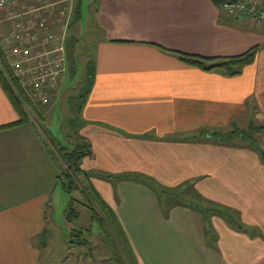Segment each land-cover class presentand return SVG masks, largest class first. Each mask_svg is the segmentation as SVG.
<instances>
[{
	"label": "crops",
	"instance_id": "obj_1",
	"mask_svg": "<svg viewBox=\"0 0 264 264\" xmlns=\"http://www.w3.org/2000/svg\"><path fill=\"white\" fill-rule=\"evenodd\" d=\"M94 3L95 79L80 108L93 155L84 168L120 176L92 181L133 246L132 264H264L262 151L237 137L190 138L252 124L261 127L253 138L264 151V24L214 0ZM254 46V63L232 77L172 52L217 58ZM18 119L0 83V264H42L63 158L54 159L33 124L1 128ZM185 188L236 210L242 230L183 203L173 192Z\"/></svg>",
	"mask_w": 264,
	"mask_h": 264
},
{
	"label": "rangeland",
	"instance_id": "obj_2",
	"mask_svg": "<svg viewBox=\"0 0 264 264\" xmlns=\"http://www.w3.org/2000/svg\"><path fill=\"white\" fill-rule=\"evenodd\" d=\"M32 1L35 0H19L17 4L32 8L33 4H30ZM42 1L44 0L35 1L37 3L39 2L38 5L42 7L41 10L31 12L30 14L37 17L40 26L39 32L42 33V37L44 38L45 35L50 36L51 33H54L55 29L59 30L60 28L58 27L60 25L61 27L62 25L64 26V20H67L66 25H69L74 15L73 11L76 0ZM57 2L58 8L55 9V12H49L52 8L51 3L55 4ZM94 2L95 0H82L81 18L70 30L71 39L74 41L75 37L77 43L72 54L71 52L69 54L68 51L69 59L66 62L67 71L60 72L54 85L48 89V94H46L47 102H41L40 97L34 100L38 108H40L41 113L46 115L44 121H41L40 115L30 110L31 118L34 122L33 125L42 135L48 137L47 140L51 144L50 149L52 150L51 153L54 159L58 162L57 158L63 157V168L61 173L70 170L78 185L77 190H74L71 194L63 191V184L64 182L66 185L68 184V178L63 176L58 180L59 184L52 194L51 205L48 210L49 225L46 230L48 237L41 238L43 241L42 251L45 253L42 256V264H49V261L50 264H132L131 258L126 253L125 248L127 250V248L131 246L133 249V246L132 244H126L128 240H123L122 234L120 235L117 226L111 222L110 224L107 221L104 222L99 217L93 221L91 218V213H93V211L96 210L100 212L101 209L106 212V208H104L103 205H109L104 197H100V199L93 197V189L97 192L98 189L92 181L94 178H100L101 175H108L107 172L99 168H84L85 165H89L85 164V161L87 160L86 158L93 155L92 152H86L78 163L83 171L88 172L87 175L79 173L80 170H78L77 167H73L71 171L72 166H70L69 160L65 159L62 155L65 154L66 151L73 153L75 150L78 152L82 149H87L83 144L88 145L90 143L88 138L82 135L83 124L81 122L82 117L80 108L83 97L80 93L81 91L83 92L82 94L86 92V88L89 84L88 73L94 63L93 42L91 43V38H94L91 34V29L95 22ZM51 11H54V8ZM55 16H60L63 20L54 23L52 18ZM55 24L59 26L54 27ZM59 33L56 35H59ZM51 91L54 93L52 92V94ZM58 101H60V103H58ZM53 106V112H46V110L53 108ZM239 128L248 130L249 126ZM237 134L241 135L243 133L237 130ZM74 172L76 174H74ZM95 174H97V176ZM86 189H89V192L86 193L88 195L91 194L90 196L92 197H83ZM107 192H109L108 189H106V194ZM175 195L180 199H186L188 201L197 200V194H195L192 189L180 193L175 192ZM73 197L79 201L75 203ZM72 205L77 209L78 217L72 222H69L67 215ZM105 214L106 213H104V215ZM126 225L130 228L133 227V224L126 223ZM74 229L83 231L84 236L89 239L88 246L68 247V243L71 239V232ZM51 236L52 238H50ZM137 241L138 240H136V242ZM48 243L49 248L46 247Z\"/></svg>",
	"mask_w": 264,
	"mask_h": 264
},
{
	"label": "trees",
	"instance_id": "obj_3",
	"mask_svg": "<svg viewBox=\"0 0 264 264\" xmlns=\"http://www.w3.org/2000/svg\"><path fill=\"white\" fill-rule=\"evenodd\" d=\"M216 1V3H218L220 6L223 5L226 2L232 1V0H214ZM81 7H82V0H76L75 3V7H74V11H73V17L72 20L70 21L69 25H68V29H67V38H66V44H67V48L69 49V54L71 52H74L75 47H76V43H77V39L74 37V41L71 39L70 37V33H71V29L73 28V26L79 21V19L81 18ZM69 33V34H68ZM260 49V46H254L251 49H249L248 51L242 53V54H238V55H233V56H226V57H217V58H209V57H203V56H199V55H193V54H188V53H184V52H178V51H172L173 53H175L183 62L190 64L192 66L198 67L204 71H217V72H221L223 74H225L226 76L232 77V76H236L239 75L243 72L244 68L252 63H254V61L256 60V56L257 53ZM88 77H89V84L88 87L86 89V92L84 94H82L81 96L84 98L87 93H89L92 84L94 82L95 79V63H93L92 67L90 68V72L88 73ZM0 83L2 85V87L4 88V91L6 92L9 100L11 101L14 109L16 110V112L19 115V119L17 121H15L14 123L2 126L3 127H7V126H13V125H23V124H33L34 122L32 121L31 118V111H34L37 115H40V117L42 118V113L40 111V108H38L37 104L33 101V99L31 97H29V95L27 94V92L24 90V88H22L19 84V82L17 81L7 59L5 58V55L3 53V49L0 45ZM261 129V127H257L254 128L253 125L251 124L249 126L248 130H242L241 128H235L231 131L228 132H222V131H215V132H204L201 133L199 135H193L192 139H200L202 137H206V136H210V137H215L217 140H231V139H235V137H237L243 144H247L250 146H255L257 150H259L260 152L262 151L263 157H264V151L260 149L259 144H257V142L254 140L253 138V134L255 133L256 130ZM237 130L238 131H242L243 134L239 135L237 134ZM248 131V132H246ZM83 146L87 149H82L80 151H76L73 153H69L68 151L65 152V154H62L64 156L65 159L69 160V163L71 164L70 166H72L71 171L73 170V167H77L78 170H80L79 173H82L84 175H87L88 172L83 171V169L81 167H79L78 163L79 160L82 158V156L87 152H92L91 146L88 144H83ZM67 158H66V157ZM63 158V157H62ZM74 174H76L74 172ZM97 176V174H95ZM63 176H66L67 179V185L64 182V190L67 193H73L74 190H77L78 185L76 184V180L73 178V174L70 172V170H67V172L65 173H61L59 176V179H61ZM120 176H116V175H101L100 178L103 179H118ZM121 177H126V178H132V179H138V180H142L143 182H145L146 184H149L151 186H155L158 187V184L153 180V178L148 177V176H140V175H132V174H126V175H122ZM70 179V180H69ZM69 180V182H68ZM193 185V184H192ZM188 189L191 188H185L184 190H180V191H174L173 193L175 194V192H185ZM94 191V196L96 198L102 197L100 195L99 192ZM86 192H89V189L85 190V194L83 197H88L91 194H87ZM195 194H197V200H191L188 201L186 199H181L183 203L188 204V206H192L195 209H199L200 211H202V213L204 214V216H206L207 219H209L210 215H215V214H219V215H223L224 217H226V219H228V221L230 223H233L234 227L239 228L240 230H242L243 228V223L239 221V219H237V215L235 213L236 210H233L230 207H227L224 204H221L219 202L210 200V199H205L202 195H200L199 193L195 192ZM92 197V196H90ZM91 199V198H89ZM73 200L76 202H78L79 200L73 197ZM74 205V204H73ZM72 205V207L70 208V211L67 215V219L69 222H72L76 217H78V212L77 209ZM96 205V204H95ZM104 208H106V212L102 211L100 208V212L99 211H93L92 216V221L96 220L98 217L103 220L104 222H108L110 224V222L112 224H115V226H117L118 231L120 232V235L122 234V237H124V233L122 231V228L120 227L119 222L116 220L115 214L112 211V209L109 207V205H103ZM94 210V209H93ZM104 213H106L105 216ZM232 221V222H231ZM118 236V234H117ZM123 240H125L123 238ZM89 239L86 238L84 236V233L82 230L79 229H74L71 232V239L68 243L69 247L75 248V247H82L85 245H89L88 243ZM127 244V243H126ZM126 253L131 256V252L130 249L125 248ZM132 257V256H131ZM130 257V258H131ZM132 262V259H130Z\"/></svg>",
	"mask_w": 264,
	"mask_h": 264
},
{
	"label": "built area",
	"instance_id": "obj_4",
	"mask_svg": "<svg viewBox=\"0 0 264 264\" xmlns=\"http://www.w3.org/2000/svg\"><path fill=\"white\" fill-rule=\"evenodd\" d=\"M18 2L0 0V45L20 86L33 101L40 97V101L45 103L48 89L54 85L59 73L67 70V20H64L65 29L63 25L55 24L54 27L59 26L60 29L43 38L37 17L30 14L41 10L39 2L32 1V8ZM51 4L54 11L49 12H55L58 2ZM221 7L236 17L250 18L258 25L264 24V4L255 0H232ZM52 19L54 23L63 20L60 16Z\"/></svg>",
	"mask_w": 264,
	"mask_h": 264
}]
</instances>
